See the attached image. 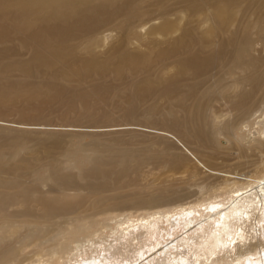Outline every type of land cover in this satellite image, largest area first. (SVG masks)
Listing matches in <instances>:
<instances>
[{
    "label": "rangeland",
    "instance_id": "rangeland-1",
    "mask_svg": "<svg viewBox=\"0 0 264 264\" xmlns=\"http://www.w3.org/2000/svg\"><path fill=\"white\" fill-rule=\"evenodd\" d=\"M153 3L156 6L163 4L162 10L169 12L172 19L183 18L182 28L190 22V27L180 34L183 45L193 33L201 32L203 19L198 10L204 9L205 0H195L192 6L189 0H149L144 6H150L152 14L137 9V19L131 20L134 23L128 29L123 28L130 35L131 28L137 27L140 36H144L139 39L140 46L133 41L124 43V31L114 28L124 18L101 25L92 32L86 28L89 31L79 34L82 42L94 44L96 57L93 56V75L83 81H69L72 87L55 82L58 89L33 92V84H45L50 80L15 70L16 64L28 59L29 52L2 56L6 48H14L16 52L17 41L0 44V80L5 86L12 85L5 90V95L12 98L0 101V196L14 197L16 202H21V195L27 193L32 196L28 206L34 214L40 211V203L34 197L51 199L58 196L77 200L66 206L65 215L53 212L40 221L30 218L34 223L18 233L39 231L40 239L36 243H24L22 239L15 243L22 252L19 257L22 264L34 260V245L40 246L41 242L51 249L59 245L73 247L86 237V228L91 227L99 233L110 217L115 216L114 220L131 215L137 218L150 211L147 206L154 202L164 203L162 207L169 209L180 204L191 205L205 200L211 193H221V187L234 181L225 178V174L261 173L264 148H260L257 141H251L248 132L264 127V108L259 109L256 119L244 117L240 124L236 123L235 112H231L228 105L220 107L216 114L208 110L209 122L202 126L203 129L212 130V133L219 130L209 140L191 133V119L185 116L195 102L201 105V110L204 103L198 98L193 99L184 88H170L160 66L152 65L146 74H142L145 68L141 62L132 58L128 62L125 58L119 64L128 70L120 72V80L111 84L110 73L117 74L119 56L144 51L145 47H141L144 40L150 45L157 42V37L148 35L150 27L160 21L156 18L159 10ZM241 3L247 1H236V5L241 6ZM241 8V14L248 13L247 17L253 18L255 8ZM241 17L244 24L251 21ZM153 47L145 54L158 56ZM82 51L75 48L72 52L67 47L65 52L72 54L68 63ZM171 61L164 58L161 65L167 66ZM148 80L155 84L152 83L149 92L142 95L140 87L151 83L146 82ZM90 88L98 89L74 97ZM26 93L31 96L27 98ZM164 93L167 95L163 99ZM213 105L218 110V104ZM193 124L199 126L195 121ZM222 126L228 127V135L220 132ZM243 126L249 131H244ZM241 127L243 129L238 130ZM238 136L242 140L240 143L236 141ZM95 176L105 180L92 182ZM222 193L225 195L224 191ZM202 204L205 203L199 205ZM79 216L83 219L78 223L63 224L60 229L56 227L58 221L67 223L77 217L80 219ZM20 219L25 222L27 218ZM128 249L132 250L131 247Z\"/></svg>",
    "mask_w": 264,
    "mask_h": 264
},
{
    "label": "bare ground",
    "instance_id": "bare-ground-1",
    "mask_svg": "<svg viewBox=\"0 0 264 264\" xmlns=\"http://www.w3.org/2000/svg\"><path fill=\"white\" fill-rule=\"evenodd\" d=\"M138 1L135 4L133 0H0V44L18 43L16 52L14 48H6L2 56L29 52L28 59L16 64L15 70L50 80L45 84H33L35 93L58 89L55 82L72 87L69 81H83L93 75L96 57L94 44L82 42L79 34L95 31L97 27L113 24L121 18L124 19L114 28L116 31L128 29L134 23L131 20L137 19V9L152 14L150 6H144L149 0ZM189 1L190 6L195 2ZM236 1L205 0L204 9L198 10L203 19L201 32L193 33L185 45L180 34L190 27V22L187 21L188 25L182 28L183 18L172 19L169 12L162 10L163 4L156 6L153 3L159 10L156 18L160 21L150 27L148 35L157 37V42L150 45L144 40L141 43L144 51H136L132 56H119L115 69L117 74L110 73L111 84L120 80V72L128 70L119 64L125 58L128 62L131 58L141 62L145 68L142 74H146L152 65L160 66L170 88H184L193 99L198 98L200 103H204L202 110L201 105L195 102L191 111L185 113L187 119H191L189 129L197 138L202 136L210 140L213 133L219 132L217 129L213 133L203 129L202 126L209 122L208 110L216 114L220 107L228 105L230 111L235 112L236 123L240 124L244 117L256 119L259 109L264 108V0L241 3V6L255 8L254 11L249 10L253 12L252 19L247 17L248 13L241 14L242 8L236 5ZM241 16L251 21L244 24ZM131 29L130 35L123 30L124 43L133 41L140 46L144 36H140L137 27ZM67 47L72 52L75 48L83 51L68 63L72 54L65 52ZM152 47L158 56L145 54ZM164 58L172 60V63L161 65ZM146 82L151 83L140 87L142 95L155 84L150 80ZM11 86H5L0 80V101L12 98L5 95V90ZM97 89L80 91L74 97L83 96L87 91L91 94ZM239 89L242 92L239 93ZM163 95L164 99L167 94ZM25 96L31 95L26 93ZM213 104H218V110ZM194 121L199 126H195ZM243 127L244 131H249L247 126ZM227 128L222 126L220 132L228 135ZM248 133L251 141H257L259 147L264 148V127ZM239 137L236 138L238 143L242 141ZM196 163L200 165L197 160ZM225 175L234 181L221 187V193L214 190L201 202L180 204L173 209L162 207L164 203L154 202L147 206L150 211L137 218L133 215L122 220L110 217L99 233L92 231L91 227L86 228V237L73 247L59 245L51 249L43 242L40 246L36 244L34 260L28 264H264V162L261 173ZM91 180L98 182L105 178L95 176ZM21 197L23 200L16 202L14 197L0 196V264H22L19 259L22 252L15 243L21 239L24 243H36L40 232H18L25 226L30 227L34 221L45 219L50 213L65 215L66 206L77 201L58 196L51 199L34 197L40 203L39 213L34 214L28 206V199L32 196L24 193ZM23 217L27 218L25 222L20 221ZM82 219L77 217L67 223L58 221L56 227L60 229L63 224L73 225ZM91 232L95 234L91 235Z\"/></svg>",
    "mask_w": 264,
    "mask_h": 264
}]
</instances>
